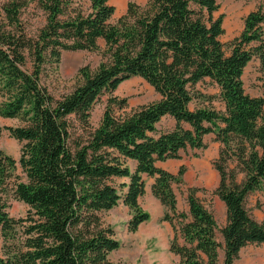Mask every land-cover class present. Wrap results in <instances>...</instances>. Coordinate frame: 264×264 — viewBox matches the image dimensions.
<instances>
[{"label": "trees", "instance_id": "16d2710c", "mask_svg": "<svg viewBox=\"0 0 264 264\" xmlns=\"http://www.w3.org/2000/svg\"><path fill=\"white\" fill-rule=\"evenodd\" d=\"M87 1L88 13L72 0H0V117L19 122L6 129L22 144L19 160L0 153V264H117L110 255L121 244L101 214L123 203L136 232L150 220L140 205L146 178L154 179L152 193L172 227L170 251L180 264H219L220 251L223 264H234L243 248L264 244V223L246 208L252 193L264 191V96L249 95L243 81L254 60L264 71V5L245 18L227 54L217 0L131 2L116 23L109 0ZM34 3L47 22L33 38L21 17ZM101 40L98 69L82 68L72 93L53 96L43 82L47 66H58L63 52L99 51ZM136 77L160 99L117 115L128 100L113 94ZM206 79L219 87L224 111L191 109ZM107 93L93 127L94 105ZM167 118L174 127L161 129ZM211 134L221 144L214 194L226 206L222 228L195 189L188 211L179 210L174 187L183 183L184 166L178 175L158 167L189 148L205 150ZM11 199L28 206L25 217L10 215Z\"/></svg>", "mask_w": 264, "mask_h": 264}, {"label": "rangeland", "instance_id": "374dc122", "mask_svg": "<svg viewBox=\"0 0 264 264\" xmlns=\"http://www.w3.org/2000/svg\"><path fill=\"white\" fill-rule=\"evenodd\" d=\"M74 7H81L86 13L89 12V2L87 0H72ZM116 9L111 20L116 23L120 17L126 14L128 4L133 2L144 6L147 0H109ZM219 10L216 16H224V35L221 38L227 54L230 53V43L239 37L244 29L245 18L256 11L260 5H264V0H217ZM22 27L29 37H36L40 30L46 25L47 14L36 3L31 4L24 10L22 17ZM100 50L96 52L87 51H67L63 52L58 66H47L43 82L49 91L56 98L68 95L82 83L79 75L80 70L89 67L91 71H96L103 62L104 41H99ZM26 55H28L26 53ZM32 62L27 58V68L31 69ZM243 81L246 92L253 97L264 96V71L260 62L254 60L245 69ZM197 90L202 97L196 100L191 109L198 107H211L217 111H224L225 106L220 99L219 87L210 79L197 86ZM120 99H127L126 109H115L117 115L124 112L130 113L141 106L148 105L160 99V95L145 80L136 77L124 82L113 94ZM110 94H104L94 105L91 124L97 127L101 122ZM1 101V99H0ZM77 124L75 117L71 119ZM19 125V122L0 117V153L19 160L22 144L10 136L6 128ZM175 122L171 118L164 119L159 125L161 129L170 130ZM207 148L197 150L189 148L181 153V159L173 160L167 166V171L178 175L181 167H185L183 183L175 186L178 199V208L181 212L188 211L187 197L190 189L196 190L197 197L210 209L218 226L222 228L227 221L226 207L214 194L218 187L220 176L214 167L215 161L219 157L221 144L215 140V135L211 134L204 140ZM173 163V164H172ZM234 165L230 166V168ZM22 175V170L19 169ZM243 179L239 175V180ZM118 183L123 180H117ZM154 179L146 178V194L140 199V205L144 211L150 215V220L143 223L136 232L129 230V221L132 218V211L129 207L120 203L111 211L101 214L104 223L115 231V237L120 242V248L110 255V259L117 264H180L179 257L170 251V242L173 237L172 227L168 222L162 220L164 207L160 201L153 196L151 186ZM9 213L18 219L26 216L28 206L23 202L11 199L9 202ZM246 208L250 215L259 222L264 223V191L252 193L246 200ZM220 242H223L222 235L217 234ZM250 247L245 250V254H250ZM224 252L220 251L219 264H223Z\"/></svg>", "mask_w": 264, "mask_h": 264}, {"label": "crops", "instance_id": "0c3cea01", "mask_svg": "<svg viewBox=\"0 0 264 264\" xmlns=\"http://www.w3.org/2000/svg\"><path fill=\"white\" fill-rule=\"evenodd\" d=\"M172 161L173 160H169V161L163 162V163L162 162H159L158 163V167L166 170L167 169V166ZM250 247H256V249H251V253L250 254H245L246 253L245 250L248 249V248H250ZM234 264H264V244L263 245H260V246H257V245H249V246L243 248L241 250L240 254H239V258L237 260H235Z\"/></svg>", "mask_w": 264, "mask_h": 264}]
</instances>
